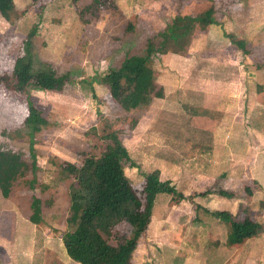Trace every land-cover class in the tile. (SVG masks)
I'll return each mask as SVG.
<instances>
[{
    "label": "rangeland",
    "instance_id": "374dc122",
    "mask_svg": "<svg viewBox=\"0 0 264 264\" xmlns=\"http://www.w3.org/2000/svg\"><path fill=\"white\" fill-rule=\"evenodd\" d=\"M10 2L6 15L0 11V75L24 84L48 74L67 82L61 90L26 85L48 121L32 143L23 127L25 94L0 85L5 241L12 222L34 221L31 203L38 198L33 259L44 262L39 247L47 236L53 238L47 250L61 254L74 179L59 165L99 156L114 136L128 151L123 172L138 196L150 174L169 180L183 195L176 201L158 194L131 264H217L222 250L264 253V232L225 247L228 226L204 210H228L237 220L248 213L264 223V0H108L105 7L99 0ZM209 12L216 22L199 29L197 18ZM175 34L178 41L171 38ZM239 40L247 53H238ZM150 43L155 82L164 97L149 94L144 107H134L137 89L131 82L121 78L113 94L101 80L120 71L125 58L146 56ZM10 181L5 194L2 184ZM218 189L235 195L221 196ZM207 190L211 193L201 195ZM94 227L113 244L132 232L122 215L98 218ZM24 232L29 235V228Z\"/></svg>",
    "mask_w": 264,
    "mask_h": 264
},
{
    "label": "trees",
    "instance_id": "16d2710c",
    "mask_svg": "<svg viewBox=\"0 0 264 264\" xmlns=\"http://www.w3.org/2000/svg\"><path fill=\"white\" fill-rule=\"evenodd\" d=\"M99 1H102V6L105 7L108 0ZM10 6V0H0L2 13L5 14ZM210 13L208 16L205 13L201 18H197L199 29L204 30L206 26L214 22ZM171 38L176 40L177 35L171 36ZM237 45L244 48L242 41H238ZM154 52L155 49L150 43L146 56L125 58L120 71L114 72L111 76H105L101 81L109 85L113 94L117 93L121 78L131 82L137 89V94L133 96L134 107L136 105L144 107L143 103L146 102L149 94L156 98H163V88L157 86L152 67ZM66 82L67 78L64 76L48 74L31 80L28 84L37 90H61ZM1 84L25 94L27 110L23 119V127L31 137L30 142L32 143V136L45 127L48 121L43 117L41 110L33 105L30 94L25 91L28 84H24L20 80L13 82L8 77L0 75ZM127 97L130 98L132 95L129 94ZM2 135L10 134L2 131ZM29 153L30 168L32 172H35L38 166L31 145ZM129 160L127 149L113 136L112 142L107 144L99 156L87 155L80 165L73 162H62L59 165L66 175L72 176L74 179L69 190L70 212L66 218L68 229L63 233L62 239L65 250L72 260L80 264H131L132 251L149 226L158 194L167 193L176 201L183 198L182 193L178 192L169 180H160L155 174H150L147 177L141 195L138 196L123 172L122 162ZM34 181L35 178L30 182L31 188ZM11 183L12 181L2 184L1 189L5 194L9 191ZM244 190L247 194L252 193V189L248 186L244 187ZM208 193L211 192L207 190L201 195ZM217 193L227 198L235 195L232 191L223 189H218ZM39 204L38 198H34L31 203L33 213L30 219L34 221L40 219ZM261 204L264 206V203L261 202ZM197 207L200 208L199 205ZM204 210L228 226L226 242L229 245L240 244L246 239L264 232V223L253 220L248 213H245L242 219L237 220L228 210L208 211L206 208ZM119 215L124 216V219L131 225L132 232L130 236H125L113 244L101 234L100 230L94 227V222L98 218Z\"/></svg>",
    "mask_w": 264,
    "mask_h": 264
},
{
    "label": "crops",
    "instance_id": "0c3cea01",
    "mask_svg": "<svg viewBox=\"0 0 264 264\" xmlns=\"http://www.w3.org/2000/svg\"><path fill=\"white\" fill-rule=\"evenodd\" d=\"M263 5V3H262ZM264 8V7H263ZM214 17V13L213 16ZM214 22H216V19H213ZM209 26V25H208ZM242 41L244 43V48H241L240 46L237 45V42H235V45H237V51L238 53H247L246 48H245V41L244 40H239ZM192 46V43H188L187 45H185L186 49H189ZM164 53V52H163ZM191 57V55L189 56V58ZM239 79V78H237ZM227 80H229V78H227ZM209 81V79L207 80ZM242 81V79H241ZM238 82L240 83V81L238 80ZM244 82V80L242 81ZM229 88L226 87L225 90ZM238 90H240V87L238 88ZM227 99V98H226ZM201 129H203L201 127ZM209 130H212V128H208ZM264 180V177H263ZM16 220V219H15ZM43 220V219H42ZM4 223L6 224V222H1L0 221V227L4 226ZM11 225V224H10ZM31 225V226H30ZM35 225V226H33ZM36 226H40L39 224H37V221H29V220H16L14 222H12V235L10 234V236H6L8 239H6V241L2 238V234H0V264H36L34 259H33V255L35 254V252H32L31 250H33V247L36 245V243H39L38 241V237L35 235V232L33 234L32 230L36 229ZM14 227V228H13ZM31 227V228H30ZM32 227H34L32 229ZM26 228H29V235H26V233L24 232V230ZM31 229V230H30ZM148 230V229H147ZM146 230V232H147ZM14 231V232H13ZM28 236V240L25 239V237ZM258 235H255L251 238H248L246 240L252 239L254 237H258ZM12 237V238H11ZM41 239V238H40ZM245 240V241H246ZM41 241L44 243L43 247H39L40 250L42 249V251H46L44 253L43 251V258H44V262L42 264H55V260L57 259V263L56 264H80L74 260H72L69 255L67 254L63 241L61 244V249L63 252H61V254L58 255V253L54 256H52L51 251H48L47 248H49L51 246V244L53 243V238H50L47 236L46 239L43 241L41 239ZM245 241H243L240 244H243ZM226 246L225 247H232L235 245H239V244H234V245H229L227 244V242H225ZM224 247V248H225ZM49 254V257H51V261L47 263V255ZM221 261L217 264H264V253L263 254H257L255 251H253L252 253H247V256H245L244 252H237V253H232V252H227L225 250L221 251ZM51 255V256H50Z\"/></svg>",
    "mask_w": 264,
    "mask_h": 264
}]
</instances>
